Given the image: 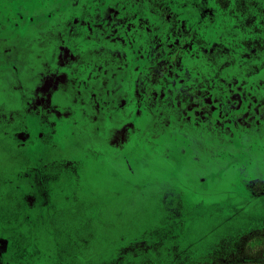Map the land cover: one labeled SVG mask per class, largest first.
Here are the masks:
<instances>
[{
  "label": "rangeland",
  "instance_id": "obj_1",
  "mask_svg": "<svg viewBox=\"0 0 264 264\" xmlns=\"http://www.w3.org/2000/svg\"><path fill=\"white\" fill-rule=\"evenodd\" d=\"M216 2L0 0V264H264V0Z\"/></svg>",
  "mask_w": 264,
  "mask_h": 264
},
{
  "label": "flooded vegetation",
  "instance_id": "obj_2",
  "mask_svg": "<svg viewBox=\"0 0 264 264\" xmlns=\"http://www.w3.org/2000/svg\"><path fill=\"white\" fill-rule=\"evenodd\" d=\"M219 6L223 5V0H217L216 2ZM1 17V13H0ZM5 28H2L0 25V32H3ZM6 33H8L9 30L6 29ZM10 32V31H9ZM9 37H6L4 41H0V60L11 58L14 54L18 52V50L22 47V41L20 42V39L15 35L8 34ZM12 41H18V46H14L15 44H12ZM14 50V51H13Z\"/></svg>",
  "mask_w": 264,
  "mask_h": 264
},
{
  "label": "trees",
  "instance_id": "obj_3",
  "mask_svg": "<svg viewBox=\"0 0 264 264\" xmlns=\"http://www.w3.org/2000/svg\"><path fill=\"white\" fill-rule=\"evenodd\" d=\"M256 234H257V238L262 239V241L260 242V244L255 245V246L247 245L244 249V253L247 255L255 253L256 250L261 251L264 249V229L257 230ZM218 264H234V262L228 261V262H222Z\"/></svg>",
  "mask_w": 264,
  "mask_h": 264
},
{
  "label": "clouds",
  "instance_id": "obj_4",
  "mask_svg": "<svg viewBox=\"0 0 264 264\" xmlns=\"http://www.w3.org/2000/svg\"><path fill=\"white\" fill-rule=\"evenodd\" d=\"M42 145H40V143L37 141L34 145H31L29 148V151H32L34 149H42Z\"/></svg>",
  "mask_w": 264,
  "mask_h": 264
},
{
  "label": "bare ground",
  "instance_id": "obj_5",
  "mask_svg": "<svg viewBox=\"0 0 264 264\" xmlns=\"http://www.w3.org/2000/svg\"><path fill=\"white\" fill-rule=\"evenodd\" d=\"M45 66V65H44ZM99 69V68H98Z\"/></svg>",
  "mask_w": 264,
  "mask_h": 264
}]
</instances>
